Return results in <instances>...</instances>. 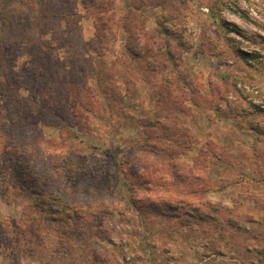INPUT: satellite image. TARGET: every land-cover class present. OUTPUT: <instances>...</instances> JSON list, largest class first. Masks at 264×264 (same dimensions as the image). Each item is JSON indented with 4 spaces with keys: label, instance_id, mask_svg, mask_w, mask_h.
Wrapping results in <instances>:
<instances>
[{
    "label": "rangeland",
    "instance_id": "1",
    "mask_svg": "<svg viewBox=\"0 0 264 264\" xmlns=\"http://www.w3.org/2000/svg\"><path fill=\"white\" fill-rule=\"evenodd\" d=\"M175 2L176 11L148 7L143 12L149 27L162 20L176 31L166 40L175 44L182 37L187 46L183 68L197 84L205 80V98L188 117L178 118L184 127L182 122L188 121V131L178 129L196 142L181 159L203 171L204 186L212 187L209 208L192 212L184 207L189 203L198 208L194 202L204 195L198 182L190 190L199 193L190 199L180 194L174 200L162 198L177 202L173 218L156 216L154 204L160 197L143 192L123 173L128 189L118 185L115 196L119 192L127 207L107 205L102 212L95 207L88 214L76 210L59 214L60 206L37 190L34 177L18 176V164L10 162L5 166L10 181L0 187V243L11 248L0 249V264H264V0ZM82 25L91 39L94 20L83 17ZM125 36L118 28L109 38L112 53L98 64L100 73L113 68L110 64L120 55ZM30 65V58L22 55L16 69ZM124 103L126 115L116 128L91 117L90 131H72L68 139L87 154L108 159L115 170L120 160L136 152L149 131L160 133L149 124L165 123L167 116L156 106L149 87H136ZM62 127L41 125L46 137L57 141ZM3 132L4 128L0 147L8 137ZM210 140L223 150L222 159L203 153ZM182 220L188 225L176 227ZM17 254L20 258L14 259Z\"/></svg>",
    "mask_w": 264,
    "mask_h": 264
},
{
    "label": "trees",
    "instance_id": "2",
    "mask_svg": "<svg viewBox=\"0 0 264 264\" xmlns=\"http://www.w3.org/2000/svg\"><path fill=\"white\" fill-rule=\"evenodd\" d=\"M176 4L175 0H0V132L4 128L8 136L0 147V187L10 181L5 166L12 162L18 164V176H33L37 190L60 206L57 213L88 214L96 208L102 212L107 205L127 207L119 192L115 196L118 185L128 189L125 173L143 192L160 197L154 204L156 216L173 218L177 202L162 198L174 200L180 194L190 199L199 193L190 190L198 182L204 194L194 202L198 208L189 203L184 207L192 212L209 208L212 187L204 186L203 171L181 159L196 142L178 129L184 127L178 118L188 117L205 98V80L197 84L190 70L183 68L187 46L182 37L175 44L166 40L176 31L162 20L149 27L143 12L148 7L176 11ZM83 17L94 20L91 39L85 37ZM118 28L126 34L120 55L110 64L114 69L100 73L98 64L112 53L108 40ZM22 55L30 58L31 65L17 70ZM140 85L153 90L156 106L167 116L165 123L149 122V128L160 133L149 131L136 152L120 160L118 169L68 140L72 131H90L91 117L116 128L126 115L124 101ZM182 123L184 133L189 123ZM41 125H62L60 140L46 137ZM215 146L210 140L203 153L222 159L223 150ZM93 197L94 201L88 200ZM184 222L176 227L188 225ZM33 241L28 239L29 246ZM10 248L0 243V249ZM19 258L17 254L14 259Z\"/></svg>",
    "mask_w": 264,
    "mask_h": 264
}]
</instances>
